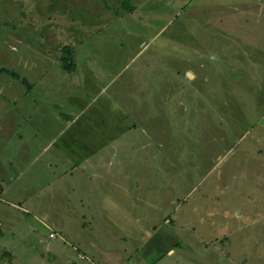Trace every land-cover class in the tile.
Instances as JSON below:
<instances>
[{
    "label": "rangeland",
    "instance_id": "obj_1",
    "mask_svg": "<svg viewBox=\"0 0 264 264\" xmlns=\"http://www.w3.org/2000/svg\"><path fill=\"white\" fill-rule=\"evenodd\" d=\"M215 4L145 0L133 6L153 30L146 42L155 62L150 53L145 58L150 67L154 62L155 76L149 73L150 84L131 91V66L143 70L134 58L132 24L118 29L116 39L127 44L119 52L109 49L108 39L102 45L104 33L90 25L99 8L108 12L104 21L109 15L123 21L125 0H0V70L25 80L20 68L42 59L39 52L32 59L25 39L36 38L25 32L34 26L58 31L53 57L61 67L66 47L72 57L75 47L77 57L94 45L89 55L117 58L101 88L89 84L76 121L68 117L57 127L51 108L44 116L36 110L28 127L25 106L13 105L19 97L5 88L11 77L0 73V169L8 170L0 184L12 182L9 192H0V264H92L101 257L113 264H264V90L248 87L242 64L215 65ZM155 14L159 21H152ZM88 26L89 41L82 31L88 35ZM78 29L81 49L74 45ZM21 54L31 60L19 61ZM11 81V92L27 89ZM34 95L36 104L38 84ZM131 100L133 122L124 112ZM85 112L96 120L85 122ZM16 143L29 146L30 156L42 154L36 162L20 161L6 152ZM47 156H54L51 171Z\"/></svg>",
    "mask_w": 264,
    "mask_h": 264
},
{
    "label": "crops",
    "instance_id": "obj_2",
    "mask_svg": "<svg viewBox=\"0 0 264 264\" xmlns=\"http://www.w3.org/2000/svg\"><path fill=\"white\" fill-rule=\"evenodd\" d=\"M144 1L145 0H132L130 4L126 6L123 5L126 7L125 10L128 12L126 13V15H123L125 18H122L124 19L123 21H120V19L115 21V19H113V16L111 15H109L110 20L108 19L107 21H104V19H102L101 17L103 14L107 16L108 12L104 9L99 8L95 13L97 19H95L96 16L92 14V16L94 17V21L90 24L93 26V31H96V29H100L99 32L104 33L105 38L102 41V45L106 46V40L108 39L111 45V48L109 49L114 50L116 52H119V48L123 50L127 49V44H125V42L121 40V38H119V42L116 39V34L118 33L119 27L123 26L122 22L124 21H127L128 23L130 22L132 24L133 31L131 33L133 34L134 38L135 36L138 37V46L135 47L136 50L134 52V58L136 57L141 62V64L139 65L143 67V70H140L139 66H135L134 64L131 66L132 74L129 78L132 87L131 91L141 89L144 84H150V82L145 77L146 75H150L149 73H151L152 77L155 76L152 70L149 69L154 68L153 65L155 62V55L153 50H149V44L146 42L148 36L153 30L151 31V29L146 27V19L137 18V16L135 15L136 12H134V7H136V5H143ZM74 10H76V7H74ZM157 12L159 13V15H161L159 20L165 18L162 14L163 9H158L156 10V13ZM204 12L205 14H207L206 10ZM156 20L159 21L158 19H156L155 14L152 21ZM210 22V24H212V28H215V30L213 31H215L216 33V35L212 33V41L210 39L212 43V51L214 52L213 58L217 57L219 62L215 65L221 64L223 65V67H232L236 64V68H240L242 64V67L247 69L250 76L248 82H246V84L248 83V87L250 86L252 90H264V0H217V4L213 5L212 8ZM203 23L204 22L201 21L200 24ZM73 24L74 23H71L72 27ZM160 26V31H163L165 29V27L163 28V22H161ZM58 27L60 28V25H58ZM32 28L33 29L26 27L25 29V32H27L28 35L34 34L36 36V38H25L28 44V51L30 52L32 59H35L36 54H38V52L39 56L42 55V59H40L37 64L36 61H34L32 65L27 63L23 66V68H20V75L23 78L27 77L25 78V80L30 85V88L22 90L18 87L15 89L14 93L11 92L12 84L10 82L12 81L10 77V81L6 83L5 88H7V90L10 92L11 96L16 95L19 97L18 100H15V102H13V105L19 106L21 103H23V105L25 106V118L28 127L30 126V120L34 116L36 110L44 116V114L49 108H51L50 115L52 127H57L59 120H64L68 117V123H74V121H76V115H74L75 110L78 107H85L86 105L85 100H83V98L86 99V91L90 88V85L91 87L97 89L101 88L104 85L103 83L105 82V79L103 77L114 67L112 61L114 60V58H117L115 57V55H113L111 59L107 58L106 60L103 59L104 61H100L101 57H98L97 59V56L93 57L89 55L88 53L93 52L97 48H95L94 45H90L89 47L87 46L86 52L82 47V43L84 41L81 30L78 29L79 31L77 30V32H79L80 36H78V39H76L77 41L74 42V45H79L80 49L82 47V51L80 52L81 55L78 52L77 59L75 55L76 47L74 46V71L68 73L62 69L60 59L56 60V58L54 59L53 57V54H56L53 41L54 39H57L58 31L52 29H49L47 31L46 29H44V26H42L41 28L34 26ZM88 29V35L86 33L87 31L82 29L85 37H87V41L90 40L89 36L92 34V29L90 26H88ZM70 30H72V28L68 29V31ZM38 32H42L43 34H45L47 39H45V35L38 37ZM73 33H75V29ZM42 49L44 52L46 51V54L42 51ZM149 53L153 58L152 61H154L151 67L149 64H147L148 61L146 60L147 58H145V56H147ZM236 58H240V64H238L234 60ZM24 60L29 61L31 59L21 54L19 57V61L23 62ZM40 65L42 66L41 71H36L37 67ZM146 66L148 68H146ZM53 74H56L57 78L51 80L50 76ZM157 81L160 83V79H158ZM15 82L13 83H18ZM153 82L154 80L151 81V83ZM37 84L40 95L39 97H36L37 102L36 104H34V92L35 86ZM261 99L264 101L263 95ZM133 100H131L130 103L128 101L129 107L124 110V112L128 114L130 113L129 115L131 116V122L134 121V117L136 115L135 111L131 112L132 109L130 107V104H133ZM87 114L88 112H85L83 116L87 119H85V122L96 120L93 115L87 116ZM85 130H88V128H86ZM87 132L90 133L91 131L88 130ZM75 133L73 134L72 132L70 136L72 137L71 139L75 137ZM23 136L24 133L23 131H21L19 136L20 138L18 137L19 142L23 141ZM34 138L35 135H32L30 139ZM15 146L16 147L14 150H10L8 147H6V152L9 151L14 154H19L20 161L36 162L38 159L37 156L42 154L40 152L38 154H33L30 156L31 149L29 146L23 147L19 143H16ZM48 152L50 151H46L43 154H47ZM55 153L56 155H58L59 150ZM71 153H73V155L76 154L74 152ZM84 156L86 159H88L86 155ZM53 157L54 156H47L48 161H45V167L50 169L49 171L55 168V162L52 161L54 160ZM83 158V156L80 157V159ZM4 167V170L1 171L0 169V183H2V180L5 179L8 174V170L5 165ZM10 177L13 176L10 174ZM11 183V179H9L8 182H6L4 185L0 184L2 188V195L7 190L9 192L8 187L12 185ZM2 199L3 197L0 198L1 202H3ZM100 260H102V262L95 260L92 261V264H113L112 259H108L106 257H101ZM118 261V264H123L121 262V259H118Z\"/></svg>",
    "mask_w": 264,
    "mask_h": 264
},
{
    "label": "trees",
    "instance_id": "obj_3",
    "mask_svg": "<svg viewBox=\"0 0 264 264\" xmlns=\"http://www.w3.org/2000/svg\"><path fill=\"white\" fill-rule=\"evenodd\" d=\"M129 3H130V0H125V5H128ZM63 56L64 57L61 59L62 69L65 70L66 72H72L74 70L75 65H74L73 57L71 55V50L68 47L64 48ZM0 73L6 74L10 76L11 78H13L14 80L20 81L22 84H24L25 87H27V89L30 88V85L24 79H21L18 76V74H16L15 72L8 71V70H0ZM0 192H1V189H0Z\"/></svg>",
    "mask_w": 264,
    "mask_h": 264
},
{
    "label": "built area",
    "instance_id": "obj_4",
    "mask_svg": "<svg viewBox=\"0 0 264 264\" xmlns=\"http://www.w3.org/2000/svg\"><path fill=\"white\" fill-rule=\"evenodd\" d=\"M51 237H53V235H51Z\"/></svg>",
    "mask_w": 264,
    "mask_h": 264
}]
</instances>
